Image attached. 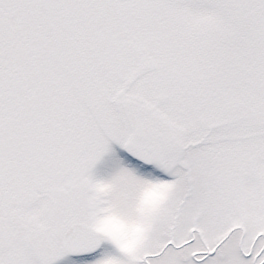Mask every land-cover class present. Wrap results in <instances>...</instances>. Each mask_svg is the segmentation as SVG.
<instances>
[{
    "label": "snow or ice",
    "instance_id": "snow-or-ice-1",
    "mask_svg": "<svg viewBox=\"0 0 264 264\" xmlns=\"http://www.w3.org/2000/svg\"><path fill=\"white\" fill-rule=\"evenodd\" d=\"M0 264H264V0H0Z\"/></svg>",
    "mask_w": 264,
    "mask_h": 264
}]
</instances>
